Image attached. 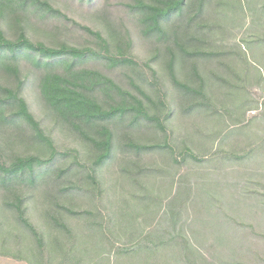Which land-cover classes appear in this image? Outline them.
<instances>
[{
	"label": "trees",
	"instance_id": "trees-1",
	"mask_svg": "<svg viewBox=\"0 0 264 264\" xmlns=\"http://www.w3.org/2000/svg\"><path fill=\"white\" fill-rule=\"evenodd\" d=\"M70 1L96 10L92 16L99 25L83 23L72 17L66 7L58 5L69 4ZM229 1L220 0L218 8L230 5ZM212 2L0 0V126L14 135L29 134V131L28 139L36 141L40 149L53 151L48 158L39 154L19 156L10 164L1 162L0 158V187L13 195L10 207L17 212L23 230L21 239L16 243L17 251L11 256L28 264H84V257H91L98 249L96 239L99 236V263L95 261L92 264H264V246L254 247V244L246 241L243 243L246 235L233 248L208 247L193 242L192 238L202 231L209 234L231 230L221 220L215 223L212 219L215 215L210 214L209 218H205L202 210L199 215L195 210L191 214L188 211L186 200L193 198L194 194L196 200L198 197L205 202L211 197L215 198L212 194L203 195L205 183L210 177L208 173L193 182L189 177L191 173L183 174L184 183L174 200L176 203L182 197L180 211L168 204L171 211H166L155 226L139 234L136 232L127 241L121 240L119 232L112 231L120 220L116 219L114 213L105 216L100 212L99 231L95 229L97 225L88 221L87 232L72 228L64 221L65 214L55 212L48 216V233L43 232L27 215L25 204L29 198L16 194L19 188L31 187L38 177L45 175L47 178L49 173L55 171L60 176L73 172L71 178L79 177V181L71 182L69 189V192H79V185H86L87 180L97 184V167L101 168L112 159L119 145L122 148H135L138 152L144 149L140 144L126 142L125 137L131 138V135L126 133L122 139L120 131L121 128H142L149 124L165 132V123L175 112V108L167 102L169 92L166 79L182 96L194 100L195 104L185 106L184 111L204 107L200 98L207 100L209 96V76L199 72L198 56L209 59L215 55V62L225 67L231 60V68L236 76V71L251 72L248 64L252 63L240 50L231 54L226 51L208 54L203 50L205 46L197 35L206 31V35L218 34L225 27L220 23H204L203 17ZM191 48L201 50L193 53ZM235 56L240 60H235ZM142 58L147 59L140 60ZM185 66L191 69L183 72L184 80L179 76L178 69L184 70ZM241 66L244 68L241 69ZM129 70H133L135 76L129 75ZM214 76L223 85L222 88L227 84L233 87L225 74L217 72ZM261 78H264L263 74ZM126 82L130 83L133 91L124 85ZM146 83L158 89L146 88ZM245 87L248 89L249 85ZM28 88L37 94L44 113L41 119L28 101ZM219 110L216 109V112ZM45 118L52 120L54 128L62 127L63 131L74 135L86 147L85 158L91 164L78 163L80 153L76 151V161L67 168L54 165L59 154L56 153L52 135L43 125ZM238 121L247 122L244 117ZM166 146V143H159L152 148ZM262 151L264 141L259 149L252 152L257 154ZM62 156L67 158L69 153L65 152ZM221 156L216 154L212 160L219 158L222 161ZM188 158L205 161L191 152L183 156V162ZM45 164L53 167L45 174L36 175L38 168ZM75 165L79 170H75ZM249 193L264 198V192L250 190ZM57 207L76 217L92 214L74 211L61 204ZM210 209L212 206L208 207ZM192 214L195 215L192 217ZM228 217L229 221H233ZM198 225L203 229L196 231ZM254 235L258 234L254 231ZM228 253L231 256L226 257Z\"/></svg>",
	"mask_w": 264,
	"mask_h": 264
},
{
	"label": "rangeland",
	"instance_id": "rangeland-1",
	"mask_svg": "<svg viewBox=\"0 0 264 264\" xmlns=\"http://www.w3.org/2000/svg\"><path fill=\"white\" fill-rule=\"evenodd\" d=\"M219 2L220 0H213L203 21L208 25L220 23L225 26L224 29L218 34L206 35L207 31L201 32L197 37L205 46L203 50L209 52L208 54L216 51H226L231 54L240 50V53H244L251 61L252 65L248 64L251 72L236 71L238 74L236 76L235 70L231 68V60H228L225 67L215 62V55L208 57L209 59L198 56L196 60L199 72L209 76L207 79L209 96L207 100L200 98L204 107L184 111L185 106L195 104L194 100L187 99V95V97L182 96L170 80L166 79L169 92L167 102L170 107L175 108V112L173 117L166 121L165 132L149 124H145L142 128L127 130L121 128L122 139L128 133L131 138L125 137L126 142L140 144L144 149L138 152L135 148H122L123 146L119 145L112 159L101 168L97 167L96 185L87 180L86 185H79V192H69L71 182L79 181V177L71 178L73 172L69 173L70 175L60 176L59 172L55 171L49 173L47 178L45 175L38 177L36 184L31 187L19 188L16 194L29 198L25 204L27 215L41 231L48 233L50 222L48 216L55 212L65 214L63 220L72 228L87 232L88 221L92 225H97L95 229L99 231L100 212L105 213V216L107 213H114L116 219L120 220L116 225L117 228L113 227L112 231L119 232L122 241L131 240L136 232L139 234L155 226L157 220L166 211L168 213L169 210L171 211L170 206L176 208L177 212L180 211L182 197L176 203L174 200L184 183L183 174L191 173L189 177L193 182L197 177L208 173L210 177L206 185L204 184L203 195L212 194L215 198L211 197L205 202L198 197L196 200L194 198L196 195L191 194L193 198L186 200L188 211L191 214L195 210L199 215V211L202 210L205 218H209L210 214L215 215L212 218L215 223L221 220L226 226L229 225L231 230L216 233L213 231L209 234L202 231L200 234L202 237L200 235L193 237V242L208 247L232 246L233 248L238 246L242 242L243 235H246L243 243L246 241L254 244V247L264 246L262 236L264 235V201L262 202L264 198L249 193L250 190L264 192V151L257 154L252 152L254 149H259L264 141V78L260 79L262 74L264 76V0H230L228 2L230 5L221 8H218ZM58 5L66 7L72 17L83 23L99 25L92 16L96 10L91 6L84 7L75 1ZM196 50L201 49H190L193 53ZM235 60L240 59L235 56ZM240 68L243 69L244 66ZM190 69L187 66L184 70L179 68V76L181 75L185 80L183 72ZM129 71L131 73L129 75L135 76L133 70ZM217 72L225 74L233 87L227 84L222 88L223 85H220L214 76ZM258 76L259 79L256 80ZM124 85L133 91L129 82ZM144 85L154 91L158 89L149 83ZM245 85H249V88L247 89ZM238 86L243 88L240 89ZM26 95L36 115L40 119L44 117L34 90L28 88ZM156 95L159 97L158 94ZM216 109H220L219 112H216ZM165 112L162 113L163 116ZM243 117L246 118V123L238 121ZM43 125L52 135L56 153L59 154L54 165L67 168L76 161V151L80 153L78 163L91 164V161L85 158L86 147L82 146L74 135L63 131L62 127L54 128L50 118H45ZM27 132L29 134L14 135L13 132L7 133L0 126L1 162L10 164L19 156L37 154L48 158L53 153L51 150L40 149L36 141L28 139L30 132ZM159 143H166L167 146L152 148ZM188 149L205 161L198 162L188 158L183 162V156L190 153ZM65 152L69 153L67 158L62 156ZM216 154L222 155L220 158L223 160L220 161L219 158L212 160ZM52 167L45 164L38 168L36 175L45 174ZM75 170H79L76 165ZM237 184L239 186H236ZM13 199L10 191L0 187V264H28L11 256L17 251L16 243L23 233L17 212L10 207ZM59 204L82 213L92 212L94 216H91L92 214L73 216L59 209L57 207ZM210 206L212 209L208 210ZM194 215L192 214V217ZM228 216L233 219L230 220L231 223ZM198 226L196 231L203 229L202 226ZM254 231L258 235L255 236ZM96 243L98 249L91 257H84L82 260L84 264H92L95 261L99 263V236ZM225 256L229 257L231 253Z\"/></svg>",
	"mask_w": 264,
	"mask_h": 264
}]
</instances>
